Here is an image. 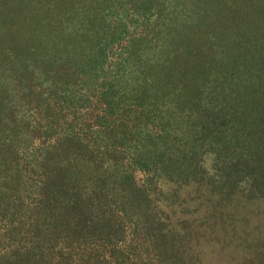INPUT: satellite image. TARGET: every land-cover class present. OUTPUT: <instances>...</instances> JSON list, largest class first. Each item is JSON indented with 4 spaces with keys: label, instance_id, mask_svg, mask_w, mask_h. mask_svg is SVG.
Here are the masks:
<instances>
[{
    "label": "trees",
    "instance_id": "1",
    "mask_svg": "<svg viewBox=\"0 0 264 264\" xmlns=\"http://www.w3.org/2000/svg\"><path fill=\"white\" fill-rule=\"evenodd\" d=\"M0 15L21 48L6 58L52 88V163L36 206L52 230L0 264H204L206 243L226 261L264 264L243 220L264 202V0H8ZM92 94L100 107L84 135L69 111ZM19 133L0 124V212L28 189Z\"/></svg>",
    "mask_w": 264,
    "mask_h": 264
},
{
    "label": "rangeland",
    "instance_id": "2",
    "mask_svg": "<svg viewBox=\"0 0 264 264\" xmlns=\"http://www.w3.org/2000/svg\"><path fill=\"white\" fill-rule=\"evenodd\" d=\"M7 1L0 0V4H3L4 9ZM38 1L33 0V4ZM37 19L40 21L44 20L40 15H38ZM3 21L4 24L0 29V87L1 89L3 88L2 95L5 96L4 101L7 102L8 107L0 112V124L2 125L3 123L11 129L15 126L20 132L16 142L26 145L24 149L19 151L18 161L20 167L26 173V186L28 189L21 193L18 191L15 194V197L19 198L18 201L15 204H11L9 200V204L4 206V208L6 207L5 210L0 212V263L1 261L5 262L6 260L15 259L14 254H18L19 250L24 252L31 248L32 243L30 240L33 239L38 230H40V234L36 238L52 230L50 229L52 228L50 226V218L43 214L42 209L36 207L41 204L47 191L44 185L47 179L46 159H49L48 163H52V155H50V152H52V129L48 128V120L52 117V88L41 81L42 78L35 72H33L32 78L26 75L28 72L25 75L21 74L17 68L18 64L13 62L12 59L6 58L8 51L11 53L18 50V48L21 50V48L20 46L15 47L17 38H13L11 34L5 32L8 30V26H11V23L6 22L3 15H0V25ZM137 28L136 24L130 25L131 32H135ZM125 46L124 43V45H118L109 50L108 60L111 66H114L117 59H120L125 54ZM37 50L39 48H32L30 51L35 53V58H37ZM25 54L26 52L20 53L18 58L21 61L27 60L29 53L27 56ZM49 56L51 57L50 54ZM34 65L35 69L40 65L38 70L43 71L44 64L40 59H36ZM26 86L28 89L25 88ZM91 100L92 104L90 107L69 111L79 117V122L75 128L77 131L84 132V135H89L88 127L84 125L86 124L84 119L95 113L100 107L96 102V95L92 94ZM67 112L65 110L62 114L73 115ZM8 118H11V122L15 121V125L10 124L11 122H9ZM28 135L30 138L27 139ZM29 154H35L36 157H32ZM34 158L40 160L38 166L34 163ZM135 178L138 184L141 185L144 184L146 177L142 171L137 170ZM149 191L155 194L152 189H149ZM32 212H34V217H31ZM243 214L246 215L243 219L245 220L244 226L248 228L245 230L251 231V239L256 243L263 242L264 202L249 203ZM32 223L38 224V226ZM239 225L244 230V226L242 224ZM34 241L38 240L35 239ZM213 246V244L209 243L202 245V248L207 252L203 256L204 264H235L210 253L214 252ZM43 252L44 258L46 257L52 262V240L43 242Z\"/></svg>",
    "mask_w": 264,
    "mask_h": 264
}]
</instances>
